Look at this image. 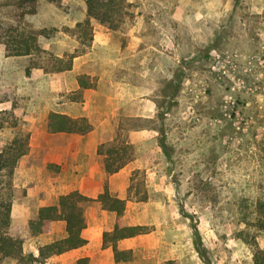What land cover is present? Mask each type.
<instances>
[{
  "label": "rangeland",
  "instance_id": "1",
  "mask_svg": "<svg viewBox=\"0 0 264 264\" xmlns=\"http://www.w3.org/2000/svg\"><path fill=\"white\" fill-rule=\"evenodd\" d=\"M129 1L132 21L117 30L93 25L106 40L92 42L76 59L79 67L58 72L53 56L78 47L64 29L83 19L84 0H0V150L26 131L39 150L48 113L77 107L69 81L88 72L94 84L83 111L107 117L114 137L104 145L128 144L132 154L123 222L147 229L124 242L136 259L122 264H253L250 238L264 248V229L257 226L264 218V0ZM42 28L48 35L39 34ZM20 31L36 34L44 51L8 55L5 42ZM173 76L182 78L175 91L165 87ZM45 141L66 140L47 133ZM40 157L35 153V164ZM42 171L53 185L52 201L82 175L53 163ZM24 176L0 169V201L33 207ZM119 181L108 184L113 194L121 191ZM84 210L102 228L114 223L92 201ZM23 224L10 217V231ZM62 229L25 238L24 251L59 238ZM91 251L88 264H115L99 247ZM74 257L58 254L44 264H75ZM0 264L16 262L0 258Z\"/></svg>",
  "mask_w": 264,
  "mask_h": 264
},
{
  "label": "trees",
  "instance_id": "2",
  "mask_svg": "<svg viewBox=\"0 0 264 264\" xmlns=\"http://www.w3.org/2000/svg\"><path fill=\"white\" fill-rule=\"evenodd\" d=\"M55 1V0H50ZM85 16L77 21L72 28H65L78 40V47L73 52L63 56L54 55L55 63L53 71H65L72 68L74 57L82 54L91 46L93 40L92 21L107 26L111 30H117L127 21H132L134 12L131 8L133 2L129 0H84ZM39 34L48 35V31L42 28ZM215 44L206 47L205 56ZM8 55H32L33 53L44 51L37 42V35L25 31L11 34V40L5 42ZM79 89L76 98H81L82 89L92 85L90 76L79 73L76 76ZM182 78L174 79V76L166 83V88L175 91ZM259 86L260 84L257 83ZM246 103V100L243 102ZM46 128L48 132H65L85 134L92 129V125L84 116L71 117L59 111H50L47 115ZM21 131V130H20ZM30 132H18L10 143L0 150V169H6L7 175L13 174L14 167L20 157L28 151V141ZM159 147L166 151L164 140L159 139ZM97 153L103 155L104 171L112 174L122 168L132 157L128 151V144L112 143L101 144L97 148ZM99 202L101 209L115 214L114 223L109 230H104L101 236V247H110L112 251V261L115 264L128 263L136 259L135 250L132 248L123 249L118 246L121 239L134 237L147 232L145 226L141 224L126 225L123 222L126 199L120 198L111 193L107 182L103 185V190L97 194L96 198L85 196L77 190L60 194L56 204L40 206L36 214L28 220L24 227H13L10 231V211L9 201H0V258L13 259L16 264H44L45 260L53 255H58L70 249L79 248L87 243L81 235L82 230L87 225L84 205L91 201ZM54 221L64 222V236L54 239L51 242L41 244L37 248V254L25 252L23 241L28 237H35L42 233H47L51 229ZM257 226L264 229V218L257 219ZM244 230H240V235L245 243H248L249 236ZM253 241L252 261L253 264H264V248L258 246L255 237ZM199 253L202 252L198 250ZM89 258L82 256L76 259L75 264H88ZM209 264L208 261H205ZM166 264H175L173 259H168Z\"/></svg>",
  "mask_w": 264,
  "mask_h": 264
},
{
  "label": "crops",
  "instance_id": "3",
  "mask_svg": "<svg viewBox=\"0 0 264 264\" xmlns=\"http://www.w3.org/2000/svg\"><path fill=\"white\" fill-rule=\"evenodd\" d=\"M92 25H97L99 26L98 28L101 29L103 28L102 24H99L97 21L94 20L92 21ZM101 29H99L100 30L99 32L97 31L99 34L97 35L94 33L96 30H94L93 28V40H92L93 43H103L106 40L107 33L105 34L102 33L103 31ZM79 57L81 56L78 55L74 57L72 60V68L70 70H65V71L70 72L74 70L76 67H79L80 62H76V59H78ZM79 73H83V72H78L77 74H75L73 78H71V81H69L71 88L68 89L69 91L75 92V94L79 89V85L76 80V76ZM85 74H88L90 76L92 85L88 88L82 89L81 98L77 99L75 97V102L77 104V107L67 110L63 109L61 111L59 110L57 111L61 113H65L71 117H79V116L86 117L88 122L92 125V129L85 134L55 132L54 134L63 137L64 140L66 141L69 140L68 143H66V141H62L61 143L55 145L53 143L50 144L45 141L47 137V133L49 135L51 134V132L49 133L47 131L46 122H45L44 126L41 127L43 133L39 136L42 138V140H39L41 143L40 144L41 148L36 151L31 146L30 140L35 137H32L33 134H30L28 151L25 155H23L18 159L14 167V173H21V171L24 172L25 182L27 183L26 184L27 194H28L27 197L28 196L32 197L30 202L33 205V207L31 208L24 207L26 203L23 205L21 210L14 209L13 206L11 207V211H10L11 220L15 221L16 219H20L21 221L24 222L23 224L24 226H26L28 220L31 219L36 214L37 209L40 206L57 203L56 201L57 198L53 199V201H52V197L50 198V192H52L53 190V187L51 186L53 185L49 182V178L46 179L44 177L42 171L49 163L59 165L61 169H63V166L65 165L70 166V168L71 169L73 168L74 171H77L78 173L79 172L82 173V175L79 178L71 180L70 185L68 184L69 181L66 182L69 185V187L63 193H67L72 190H77L81 194L95 199L97 194L103 190V185L105 182L109 184L114 180L120 179L119 182L121 185V191L115 195L125 199V194L123 192L125 191V184H126L125 173H127L126 168L129 166L130 162L126 163L122 168H120L115 173L109 174L104 171L103 155L97 153V148L101 144L111 142L114 136L112 130L107 126L108 121L106 116L101 115V120H100L98 119L97 116L95 117V111L90 109H88L86 112L83 111V109H86L87 105H89L90 103L89 102L90 96L93 91V84H94L93 76H91L90 73L88 72H86ZM52 111H56V110H52ZM78 142H81L80 145H76V143ZM38 152H40L41 154L39 160L40 165L34 163L35 153ZM24 157L27 160H24ZM37 168H39V172L37 171V174L35 175L33 173L34 170H36ZM105 179H107L108 181H106ZM48 198L50 199L49 202L47 201ZM91 201L94 207L99 210V212L106 213L108 215H114L113 217L115 218V214L113 212L105 211L101 209L98 201L96 200H91ZM30 211H32L33 214L32 217H29ZM17 212L21 214L20 217L19 215L17 216ZM89 218H87L86 227L81 232V235L87 240V243L79 248L70 249L60 254L73 252L75 253L74 259H77L82 256H87L90 260V258L93 257L91 249L99 247L102 252L104 251L103 253H105L106 259H108L110 255L112 257V251L110 247L107 248L101 247L102 232L104 230L111 229L112 226L110 228L108 227L102 228V222L99 219H97L96 216L91 215ZM53 227L54 228L57 227L60 232V227L64 229V222L54 221L51 225V229L49 232L42 233L38 236L44 238L45 234L48 233H52L54 235L55 232L54 230L52 231V229H54ZM63 229H62V236H64ZM131 238L132 237L119 240L118 246L123 249L131 248L128 245H123L125 241H128ZM54 239L56 238H54L53 236L45 240V243L51 242ZM32 253L36 255L37 249L32 250ZM54 256L56 255L50 256L47 259L52 258Z\"/></svg>",
  "mask_w": 264,
  "mask_h": 264
}]
</instances>
